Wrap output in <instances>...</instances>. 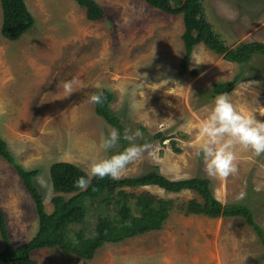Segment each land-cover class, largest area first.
Listing matches in <instances>:
<instances>
[{
	"label": "rangeland",
	"instance_id": "rangeland-1",
	"mask_svg": "<svg viewBox=\"0 0 264 264\" xmlns=\"http://www.w3.org/2000/svg\"><path fill=\"white\" fill-rule=\"evenodd\" d=\"M96 1L105 16L90 21L87 9L74 0H26L35 25L13 41L2 35L0 0V135L17 165L36 172L34 185L46 211L56 210L53 199L60 195L51 174L55 163L69 162L87 172L93 160L110 157L123 143L128 145L121 135L116 147L100 148L110 129L119 131L96 113L90 101L92 94L106 90L114 94L110 108L124 128L143 133L136 143L152 146L119 179L139 177L155 167L171 180L209 178L220 201L250 207L264 229V154L257 157L237 148L239 171L223 180L210 177L203 157L196 155L201 142L198 127L214 106L216 83L239 75L238 84L228 93L230 100L264 121L260 114L264 112V55L253 54L251 61L239 64L213 54L201 43L183 72L185 23L182 14L169 12L179 0H172L166 10L145 0ZM204 7L230 48L264 44V0H204ZM73 77L80 85L66 97L62 83ZM160 132L168 137L164 143L156 138ZM172 139L181 153L173 150ZM120 189L133 200L149 191L176 201L163 229L106 243L91 260L61 246L37 250L32 254L36 264H264L262 239L245 218L214 219L180 212L179 203L200 199L196 191L169 193L157 186ZM119 191H111L95 204H84L83 219L65 232L64 243L78 245L94 235L101 220L120 221L124 204L138 215L136 202H120ZM0 209L14 245L28 243L39 231L35 199L16 166L1 155ZM4 249L0 229V252Z\"/></svg>",
	"mask_w": 264,
	"mask_h": 264
},
{
	"label": "trees",
	"instance_id": "trees-1",
	"mask_svg": "<svg viewBox=\"0 0 264 264\" xmlns=\"http://www.w3.org/2000/svg\"><path fill=\"white\" fill-rule=\"evenodd\" d=\"M78 5L87 9V17L90 21L103 19L104 8L96 0H74ZM151 7L166 10L168 5H172V0H145ZM180 4L169 9L174 14H182L185 23V32L182 36L186 54L182 63L183 72L188 67V61L194 48L204 43L205 46L217 55H224L228 61L244 64L251 61L253 54L264 55V44L252 43L243 44L237 49L229 47L228 43L221 37L220 33L205 11L204 0H179ZM3 8L2 35L9 40H20L35 25V19L28 8L26 0H1ZM239 75L233 81L216 83L214 86V97L229 93L238 84ZM103 104H95L96 113L102 116L108 123L117 127L123 136L124 126L119 117L110 108L114 100V94L110 91L103 92ZM143 130H145L143 128ZM164 143L168 140L161 132L156 135ZM172 137H170L171 139ZM125 140L122 138V143ZM173 150L181 153L182 149L176 140L172 139ZM128 145L123 143V151ZM118 153V152H117ZM116 154V153H115ZM0 155L16 166L22 177L26 188L32 194L36 202V209L40 220V229L28 243L16 246L10 238L7 219L3 210L0 209V229L5 243V249L0 252V264H36L33 252L46 248H56L61 246L67 252L76 253L81 258L91 260L97 250L106 243H118L134 236L143 235L152 231H160L169 219L175 208L176 201L167 198H159L147 191L143 195H127L120 188L157 186L169 193H180L185 190L196 191L199 198L191 199L187 202L179 203L177 208L186 215H203L209 218H232L243 217L246 222L254 227L264 244V229L255 220L253 210L243 203L224 204L220 201L211 189L209 178H192L184 180H171L161 175L157 167L139 177H126L112 179L93 178L90 186L86 190L75 187L76 180L85 176L86 172L80 167L69 162H57L51 168V174L57 195L53 202L56 210L49 214L46 211L44 198L34 185L36 172L27 171L17 165L13 154L9 151L8 143L0 135ZM119 191L114 197L120 202H136L138 205V215L131 214V207L124 204L121 208L122 219L115 221L104 219L98 222L94 235L87 236L78 245L65 241V232L70 226L79 223L84 217V204H95L98 199H102L111 191ZM121 192V193H120ZM64 194V195H61ZM65 194L72 197L66 199ZM130 199V200H129ZM103 200V199H102ZM60 248V247H59Z\"/></svg>",
	"mask_w": 264,
	"mask_h": 264
},
{
	"label": "clouds",
	"instance_id": "clouds-1",
	"mask_svg": "<svg viewBox=\"0 0 264 264\" xmlns=\"http://www.w3.org/2000/svg\"><path fill=\"white\" fill-rule=\"evenodd\" d=\"M79 85L80 81L75 77L63 81L62 87L66 97ZM90 101L103 104V93L92 94ZM2 114L0 112V115ZM260 114L264 116V112ZM188 128L191 129L190 122ZM198 132L201 142L198 144L196 155L203 157L205 171L210 177L223 180L238 173L237 148L249 150L257 157L264 154V121L234 105L227 93L215 97L214 106L200 122ZM142 136L143 133L139 129L133 131L126 128L122 138L128 141V146L110 157L90 162L86 175L76 180L75 187L86 190L93 178L119 179L131 163L140 160L144 153L151 149L150 144L136 143ZM120 139L119 131L110 129L108 135L102 137L100 148L108 151L116 147Z\"/></svg>",
	"mask_w": 264,
	"mask_h": 264
}]
</instances>
